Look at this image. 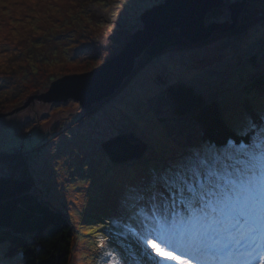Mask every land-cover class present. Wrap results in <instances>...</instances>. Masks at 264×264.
<instances>
[{"label":"rangeland","instance_id":"rangeland-1","mask_svg":"<svg viewBox=\"0 0 264 264\" xmlns=\"http://www.w3.org/2000/svg\"><path fill=\"white\" fill-rule=\"evenodd\" d=\"M131 1L0 0V115L47 92L55 80L88 72L116 56L142 28V13L159 4ZM235 1L225 0V11L206 19L207 24L231 22L229 4ZM262 11L257 15L261 19L235 38L227 55L221 57L218 50L229 44V37L221 40L223 46L167 51L148 66L137 63L127 86L95 104L99 106L91 108L93 115L74 99L36 100L0 118V174L6 169L5 154L25 155L34 180L32 193L65 214L74 227L71 264H113L122 251L124 256L134 253L140 264H177L156 256L143 241L137 243L125 226L138 231L136 225L119 219L121 200L130 187L148 180L180 154L210 144L203 141L202 126L191 116L175 115L165 91L168 83L183 80L207 98L217 97L224 117L241 133L249 122L264 128V95L248 96L240 81L245 72H264ZM20 30L28 35L17 46L20 34H25ZM251 59L255 64H249ZM148 129L157 132L149 137ZM120 132L149 137L151 148L140 160L112 163L103 142ZM1 248L0 264H22L18 257L6 256L5 245ZM129 261L134 264L130 256ZM246 262L260 264L254 256ZM194 264H206L205 258Z\"/></svg>","mask_w":264,"mask_h":264},{"label":"snow or ice","instance_id":"snow-or-ice-1","mask_svg":"<svg viewBox=\"0 0 264 264\" xmlns=\"http://www.w3.org/2000/svg\"><path fill=\"white\" fill-rule=\"evenodd\" d=\"M241 135L248 138L238 147L201 144L128 189L119 219L136 225L138 231L125 226L137 243L177 264H194L230 258L249 240H264V128L249 122ZM129 256L122 251L113 264H130Z\"/></svg>","mask_w":264,"mask_h":264},{"label":"trees","instance_id":"trees-1","mask_svg":"<svg viewBox=\"0 0 264 264\" xmlns=\"http://www.w3.org/2000/svg\"><path fill=\"white\" fill-rule=\"evenodd\" d=\"M158 3L160 4L161 0H158ZM130 4H135V1L132 0ZM225 6L226 4L213 10L207 19L224 12ZM262 9L264 10V1L248 0L239 15L238 25L235 29L215 32L211 38L198 44H192L184 39L178 29L171 30L156 39L149 49L137 59L136 64L148 66L167 51H189L206 45L223 46L221 40L229 37L230 41L225 42V44H229L218 50L221 57L227 55L230 50H233L230 46L236 40L235 38L242 33H247L261 19L257 15L259 11L263 12ZM21 27L23 26L21 25ZM22 31L25 30H20V32ZM27 35V31L25 34H20L17 46L26 41ZM16 49L18 48L16 47ZM251 63L255 64L254 59L250 60L249 64ZM245 74L240 81L248 96L259 98L263 96L264 72L254 73L251 71L248 74L245 72ZM124 84L121 90L127 86L125 82ZM165 91L173 103L175 115L180 117L189 115L202 126L204 142L222 147L227 145V141L239 144L248 138L229 124L217 97L207 98L203 90L183 80L168 83ZM98 106L93 105L92 107ZM94 109L88 111L89 116L95 114L93 113ZM145 132L150 137L157 131L148 129ZM141 135L134 132H120L103 142V150L114 164L120 165L140 160L146 155L152 144L149 137ZM248 135L250 134L248 133ZM2 159L5 161L6 169L4 174H0V249H2V245H5L6 256L18 257L22 264H71L74 227L70 220L65 214L32 193L34 180L28 171L27 159L22 152L5 154ZM248 248L250 249L246 245L240 249ZM238 252H234L235 254L230 258L225 257L216 262L222 264L226 258L233 261L238 255H241ZM142 258L143 255H141Z\"/></svg>","mask_w":264,"mask_h":264},{"label":"water","instance_id":"water-1","mask_svg":"<svg viewBox=\"0 0 264 264\" xmlns=\"http://www.w3.org/2000/svg\"><path fill=\"white\" fill-rule=\"evenodd\" d=\"M264 1V0H257ZM248 0L229 4L231 22L207 24V16L226 4L225 0H165L141 15L143 26L113 58L85 73L68 74L51 83L49 90L30 96L25 103L0 115L9 116L27 108L32 102H54L74 99L85 110L112 97L135 70L137 59L159 37L178 29L192 44L211 38L215 32L231 31L238 25Z\"/></svg>","mask_w":264,"mask_h":264}]
</instances>
